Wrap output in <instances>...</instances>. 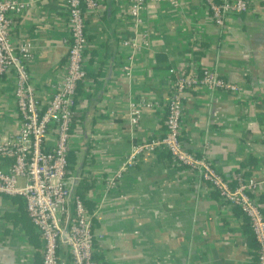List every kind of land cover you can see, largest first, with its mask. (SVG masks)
<instances>
[{
	"label": "crops",
	"instance_id": "crops-1",
	"mask_svg": "<svg viewBox=\"0 0 264 264\" xmlns=\"http://www.w3.org/2000/svg\"><path fill=\"white\" fill-rule=\"evenodd\" d=\"M17 1L26 7L13 18L12 39L31 43L32 83L46 97L67 61L65 0ZM175 1L150 2L139 27L126 0H97L86 16L89 78L78 93L70 156L76 172L94 183L86 198L97 210L96 257L105 264H258L236 206L164 149L142 154L104 197L105 179L131 142L163 135L170 70L187 72L191 62L216 67L245 97L201 87L186 92L185 148L205 155L229 180L244 170L264 182V0H251L250 11L231 15L226 28L212 23L201 0ZM131 39L140 45L136 52L123 44ZM143 95L158 98L161 108L145 110L132 135L129 103ZM16 110L13 78L2 79L0 137L16 134ZM258 203L264 213V183ZM43 246L22 199L0 195V264H42Z\"/></svg>",
	"mask_w": 264,
	"mask_h": 264
},
{
	"label": "built area",
	"instance_id": "built-area-1",
	"mask_svg": "<svg viewBox=\"0 0 264 264\" xmlns=\"http://www.w3.org/2000/svg\"><path fill=\"white\" fill-rule=\"evenodd\" d=\"M128 16L136 27L150 2L161 0H126ZM177 4L175 0H169ZM212 23L226 28L231 15L247 13L251 0H201ZM69 39L67 61L57 81L51 83L46 97L32 83L29 64L32 58L30 42H14L11 24L26 4L17 0H0V80L12 77L18 130L15 135L0 137V195L19 196L34 230L44 243L42 264H105L96 257L93 230L97 210L90 211L76 195L79 181L85 173L70 169L71 132L78 112L79 83L88 82L85 51L88 47L85 20L95 12L97 0H65ZM147 36L144 33V37ZM133 52L139 50L136 39L123 42ZM145 45V44H144ZM133 56H131V60ZM132 62L124 67L131 74ZM172 81L166 104V131L161 137L146 142H131L130 150L105 179L106 198L117 188L127 170L145 152L164 149L207 183L230 207H239L249 218L251 229L259 243V262L264 264V213L258 203L260 186L255 177L238 173L233 187L206 156L191 152L182 140L185 93L197 87L213 93H231L242 100L245 92L237 83L221 76L216 67H202L191 62L187 72L170 70ZM158 98L141 96L128 107V128L133 135L145 110L160 109ZM93 144V142H92ZM66 226H68L66 230ZM66 255V256H65ZM65 256V259L62 258Z\"/></svg>",
	"mask_w": 264,
	"mask_h": 264
},
{
	"label": "trees",
	"instance_id": "trees-1",
	"mask_svg": "<svg viewBox=\"0 0 264 264\" xmlns=\"http://www.w3.org/2000/svg\"><path fill=\"white\" fill-rule=\"evenodd\" d=\"M85 83H79V86H78V93H80L84 87ZM167 110V109H166ZM165 128H164V131H166V120H167V114L165 115ZM75 126V122H74V125L73 127ZM73 135V131L71 132V136ZM183 137V136H182ZM70 148H72V144L70 142ZM71 153V151H70ZM70 153H69V163H70V169L71 171L76 174L78 172H76L75 170V167H76V164H74L75 162H72L71 161V156H70ZM172 158L173 156L171 155V153L167 152ZM73 160V159H72ZM183 166V165H181ZM185 167V166H183ZM186 169H188L187 167H185ZM241 175L245 176L247 174V172L245 173L244 170H241ZM225 179H227L229 181V183L234 187L236 185V180L235 179H231L229 180L228 177L224 176ZM93 181L92 179H89L87 178L86 176H82L80 181H79V184H78V187H77V190H76V195L84 202V204L90 209V211H93V206L92 204H90L91 202L86 198V193L92 188L93 186ZM215 195H218L219 197V194L217 191H213ZM235 209L237 210V213L240 214L243 219H244V222H245V226L247 228V233L249 234V239H250V245H251V248L254 250L253 253H255V256L257 257V262H259V243L257 241V239L255 238V235L251 229V226H250V220L249 218L246 216V214L239 208V207H235ZM24 216V214L22 215ZM250 226V227H249Z\"/></svg>",
	"mask_w": 264,
	"mask_h": 264
},
{
	"label": "water",
	"instance_id": "water-1",
	"mask_svg": "<svg viewBox=\"0 0 264 264\" xmlns=\"http://www.w3.org/2000/svg\"><path fill=\"white\" fill-rule=\"evenodd\" d=\"M68 226H66V230H67Z\"/></svg>",
	"mask_w": 264,
	"mask_h": 264
}]
</instances>
